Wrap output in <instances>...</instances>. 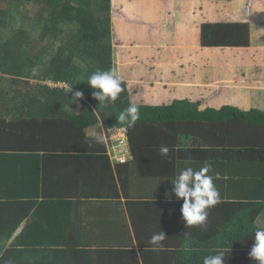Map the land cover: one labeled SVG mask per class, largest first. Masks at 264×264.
I'll return each mask as SVG.
<instances>
[{
    "label": "crops",
    "instance_id": "1",
    "mask_svg": "<svg viewBox=\"0 0 264 264\" xmlns=\"http://www.w3.org/2000/svg\"><path fill=\"white\" fill-rule=\"evenodd\" d=\"M112 4L113 46L122 53L112 69L128 103L152 110L132 134L127 128L125 163L102 123L82 126L83 114L97 113L83 98L74 106L37 105L35 152L7 149L8 137L0 138L8 151L0 152V264H203L221 250L225 264H256L249 256L255 231L228 229L244 204H264V122H254L256 112L264 115V0ZM205 22L226 24L229 36L250 31L249 46L202 47ZM20 91L30 95L28 87ZM251 111L252 122L238 114ZM48 112L70 113L48 114L69 121L47 127ZM161 145L172 149L169 158ZM186 161L195 168L210 161L222 177L214 181L221 202L204 228H187L183 201L166 197ZM254 227L264 229V208ZM161 230L167 239L154 248L149 240Z\"/></svg>",
    "mask_w": 264,
    "mask_h": 264
},
{
    "label": "trees",
    "instance_id": "2",
    "mask_svg": "<svg viewBox=\"0 0 264 264\" xmlns=\"http://www.w3.org/2000/svg\"><path fill=\"white\" fill-rule=\"evenodd\" d=\"M0 2L5 3L0 6V30H7L13 21L21 19V10L26 4L35 6L34 16L38 21L44 23L38 39L34 41H31L27 33L20 28L0 43V113L1 115L4 114L0 118V138L8 137V141L3 140V143L7 144V149L14 148V151L35 152L40 142L36 138V132L30 123L38 118L37 105L66 104L67 106H74L78 104V102L70 101L73 99L74 90L83 93V104L90 105L97 111V113L92 114L87 112L90 116L83 114L81 116L84 120L82 126L85 123L86 125L102 123L105 128L112 125L126 126L128 133L132 134L136 124L148 118L144 116V112L152 109L139 107L140 119L134 125L128 126L127 123L118 121L117 118L120 113L130 105L123 82L124 91L119 98L116 101L107 100L101 105L99 101L93 98L94 90L87 84L92 73L97 69H112L114 58L122 55L121 52H116V47L113 46L112 41L114 39L110 15L114 13L112 0H0ZM40 10H44L45 17ZM225 26L226 24L223 23H202L200 26V45L207 48L249 46L247 31L235 30L234 36L231 34L229 36L224 30ZM231 26L237 28L246 25L232 24ZM65 35L67 38L63 39ZM48 37H51V40L56 39V41L65 40L57 48L56 54L49 59V64L43 63L49 46L44 45L39 51L33 50L34 44L39 45ZM134 50H131L130 53L132 54ZM10 78L26 82L30 89V95L17 89L5 91L1 82ZM47 82H63L67 86H72V89L67 93L68 88H49L46 85ZM176 104H181V102ZM171 109L172 106L153 108V113L161 115V113L171 111ZM55 113L70 114L66 112L46 113L44 121L47 122V127L51 124L55 128L59 126V121L69 117L65 116L66 118L59 120L48 115ZM252 113L253 111L238 112L241 118H246L249 121H251ZM256 115L257 118L254 119V122L263 123L264 115L260 112H256ZM39 136H41L40 132ZM26 137H29L30 141L21 140V138ZM0 152L8 151L0 149ZM263 208V203L244 204L243 210L237 211L238 215L235 219L229 221L228 230L233 235L244 234L245 231H256L254 221ZM228 230H225V233ZM222 248H225L223 244ZM14 259H18V257L15 256Z\"/></svg>",
    "mask_w": 264,
    "mask_h": 264
},
{
    "label": "clouds",
    "instance_id": "3",
    "mask_svg": "<svg viewBox=\"0 0 264 264\" xmlns=\"http://www.w3.org/2000/svg\"><path fill=\"white\" fill-rule=\"evenodd\" d=\"M87 84L94 90L93 98L99 101L100 105L107 100L116 101L124 91L122 81L113 69H97L89 76ZM71 89L72 86H68L67 93ZM82 98L83 93L76 91L70 101L77 103ZM117 119L120 123L132 126L140 119V109L137 105L130 104ZM171 151L172 149L166 145H161L159 148L160 155L165 158L170 157ZM184 163L185 166L181 167L178 174L171 180L172 193H166V197L171 201L174 195L178 200L183 201L181 213L187 228H204L208 221V210L221 202V196L214 181L222 177L219 172H214L210 161H204L199 168L191 166L190 161ZM183 236L188 238L190 233L185 232ZM166 239V233L161 230L151 236L149 244L154 248H162ZM249 256L256 264H264V229L255 231ZM203 264H225L224 251L206 256Z\"/></svg>",
    "mask_w": 264,
    "mask_h": 264
},
{
    "label": "rangeland",
    "instance_id": "4",
    "mask_svg": "<svg viewBox=\"0 0 264 264\" xmlns=\"http://www.w3.org/2000/svg\"><path fill=\"white\" fill-rule=\"evenodd\" d=\"M1 1H3V0H1ZM3 4H5V3L0 2V6ZM6 6H7V4H6ZM34 11H35V6L33 4H26L25 6H23V8L21 10V17H20L22 19V21H20L21 19H18V20L16 19L15 21L12 22L11 26H9L7 30L6 29L0 30V43L2 41H4L5 39L9 38L11 35H13L20 28L23 29L25 31V33H27V35L30 37L31 41L38 39V36L42 30V26L44 25V23L37 20V18L34 16ZM40 11L43 14V16L45 17L46 14H45L44 10L43 11L40 10ZM110 15L112 18L116 14L114 12ZM205 23H215V22H205ZM75 28H77V27H75ZM73 29H74V27H73ZM113 30H114V28H113ZM247 34H248L247 37H250V31H247ZM118 35H119L118 32H115V31L112 32V36L114 39H116L115 36H118ZM263 37H264V35H263ZM66 38H67V35H65L63 37V39H66ZM51 39H52L51 37H48V38L44 39L43 42H41L39 45H37V43L34 44L33 50L39 51L43 48L44 45H47L49 47H48L47 55H46L45 59L52 58L56 54L57 48L65 40L56 41V39L55 40H51ZM143 39H144V37H142V36H136L135 38H133L135 43H140L143 41ZM128 40H132V38H130ZM112 41H113V39H112ZM115 41H114V43H116ZM117 42H118V39H117ZM1 86L3 89H5V91L11 90L13 88L18 89V90L24 89V91H25V89H27V87H28L26 82L12 80L11 78L5 79L4 81H2ZM14 114H17V113L14 112Z\"/></svg>",
    "mask_w": 264,
    "mask_h": 264
},
{
    "label": "built area",
    "instance_id": "5",
    "mask_svg": "<svg viewBox=\"0 0 264 264\" xmlns=\"http://www.w3.org/2000/svg\"><path fill=\"white\" fill-rule=\"evenodd\" d=\"M46 85H48L51 88H66L65 83H52V82H47ZM107 134V140L109 143H112L113 146L112 148L121 153L122 156L118 158L119 163H125L126 160V153L128 152L127 148V127L126 126H117V125H112L107 128L106 130Z\"/></svg>",
    "mask_w": 264,
    "mask_h": 264
}]
</instances>
